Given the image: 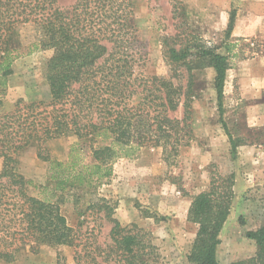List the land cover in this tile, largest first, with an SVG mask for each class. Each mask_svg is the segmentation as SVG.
<instances>
[{
	"label": "trees",
	"instance_id": "1",
	"mask_svg": "<svg viewBox=\"0 0 264 264\" xmlns=\"http://www.w3.org/2000/svg\"><path fill=\"white\" fill-rule=\"evenodd\" d=\"M180 3L174 0L177 16H183ZM133 8L132 0H74L67 8L58 0H0V93L15 59L46 51L50 96L47 101L19 99L12 112L0 115V260L12 262L25 249L36 253L43 246L77 247L78 231L62 214L57 192L108 178L116 160L134 157L142 147L176 149L188 143L193 71L203 65L213 69L222 116L226 71L235 46L228 41L235 10L221 45H209L191 32L162 38L166 61L182 67L186 76L173 72L169 77H147L133 71L143 58L133 45ZM180 104L182 117L171 116ZM222 124L235 152L238 143ZM70 135L77 142L68 158H50L46 142ZM27 147H34L37 157L49 163V182L41 196L30 192L31 182L15 168L17 153ZM84 147L90 152L87 163ZM233 186L232 176H214L207 189L191 197L187 220L197 230L187 258L193 264H264V223L247 233L256 244L253 256L229 263L216 258ZM96 205L111 223L108 236L114 256L106 264H151L145 250L149 245L142 237L113 217L108 204ZM97 249L76 252L75 264H102L94 255ZM87 256L89 262L84 261Z\"/></svg>",
	"mask_w": 264,
	"mask_h": 264
},
{
	"label": "rangeland",
	"instance_id": "2",
	"mask_svg": "<svg viewBox=\"0 0 264 264\" xmlns=\"http://www.w3.org/2000/svg\"><path fill=\"white\" fill-rule=\"evenodd\" d=\"M132 1L133 45L143 56L133 71L147 77H169L173 72L186 76L182 67L166 61L162 38L191 32L209 45H221L230 12L235 10L228 39L235 46L226 71L222 116L213 69L203 65L193 71L188 143L176 149L142 147L136 156L116 160L108 178L57 192L55 199L68 224L78 231L79 245L43 246L36 253L25 249L14 261L0 260V264H75L76 252L84 254L85 249L94 248H98L94 253L98 261L112 263L111 223L97 203L108 204L113 217L149 245L145 249L149 263L193 264L187 256L197 225L187 220V210L191 197L207 189L211 179L219 175L233 177L234 197L219 233L216 258L229 263L255 254L256 244L247 233L264 223V0H181L183 16L173 13L174 0ZM73 2L58 0L62 8ZM48 57L49 52L36 51L15 59L4 93H0V115L12 112L19 99H49L45 77ZM182 82H186L184 77ZM182 112L180 104L169 114L181 118ZM223 122L238 143L235 152ZM76 142L70 135L50 140L45 146L50 158L65 161ZM16 157L15 168L31 182L30 192L41 196V188L49 182V163L37 157L34 147L20 150ZM82 158L90 162L87 147ZM84 261L89 262L90 257Z\"/></svg>",
	"mask_w": 264,
	"mask_h": 264
}]
</instances>
